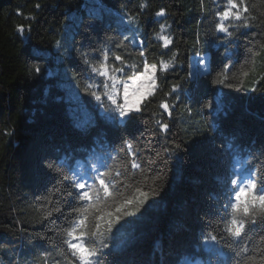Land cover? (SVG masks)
Instances as JSON below:
<instances>
[{"label":"trees","instance_id":"1","mask_svg":"<svg viewBox=\"0 0 264 264\" xmlns=\"http://www.w3.org/2000/svg\"><path fill=\"white\" fill-rule=\"evenodd\" d=\"M142 2L148 4L143 11L139 9ZM217 2L223 10L227 0ZM205 6L211 7L212 0H205ZM162 7L168 13L166 18L155 16ZM259 11H264V6ZM126 15L136 16L138 39L145 41L144 51L153 63L167 51L160 47L162 42L155 33L161 23L171 25L169 32L175 37L180 63L167 73H158L161 91L135 120L120 126L101 115L95 101L82 90L84 81L78 90L70 76L66 77L65 70L71 66L83 67L66 49L80 48L82 43L99 48L108 38L119 39L118 33L127 27ZM26 16H35V20H25ZM20 24H31L26 41L15 31ZM242 32L227 53L224 45L215 47L216 36L223 34L213 33V18L201 9L200 0H0V264L16 260L34 264L45 249L65 264L56 254L64 238L56 230L67 223L60 213L44 220L53 205L42 207L45 197L59 199L65 186L43 173L39 162L44 157L58 158L66 174L78 177L109 154L113 175L122 173L120 179L128 184L129 193L137 186L144 191H162L149 201L151 207L143 217L114 232L108 259L117 264H172L181 255L202 259L200 244L203 237L206 244L212 242L209 233L217 227L219 214L215 210L220 206L216 198L227 186L233 157L239 155L244 160L252 153L250 164H259L255 157L264 152V52L252 63L248 51L249 41L264 43V23L257 21L256 27ZM197 33L199 45L195 43ZM57 40L60 49L55 47ZM138 50V45L126 50L134 62H139ZM207 52L214 56L213 76L221 70L226 55L232 56V87L214 86L210 78L203 80L196 102L182 97L169 119L158 107L160 100L174 83L191 88L185 81L191 57ZM163 58L170 59V53ZM35 66L43 70L39 77L29 71ZM253 87L255 92L250 91ZM217 96L227 111V117L221 115L218 120L216 113L209 114L204 108L207 100ZM186 103H191L190 115ZM158 119L169 123L167 133L160 131L155 123ZM213 122L221 125L222 135L210 132ZM125 140L132 142L133 151L140 150L137 162L142 170H131V158L121 150ZM181 141L189 146L188 151L179 160L172 157L166 166L161 162L164 149ZM229 141L241 150L221 147ZM149 160L156 164H148ZM156 172H162L158 181ZM146 176L149 178L144 179ZM57 187L60 192H54ZM61 206L66 213L67 205L61 202ZM223 227L220 223L219 229ZM44 237H51L52 244ZM220 250L223 258L217 256ZM233 257L234 252L223 242L213 243L202 262L231 264Z\"/></svg>","mask_w":264,"mask_h":264},{"label":"snow or ice","instance_id":"2","mask_svg":"<svg viewBox=\"0 0 264 264\" xmlns=\"http://www.w3.org/2000/svg\"><path fill=\"white\" fill-rule=\"evenodd\" d=\"M200 2L201 9L213 18V33L223 34L216 36L215 47L224 45L226 53L229 46L236 44L239 35L244 34L243 29L256 27L257 21L264 23V11H259L264 6V0H227L223 10H219L221 6L217 0H212V6L207 8L205 0ZM40 7L39 3L35 5L36 9ZM147 7V2L139 5L141 11ZM167 15L163 7L155 12L158 18H166ZM25 20H35V16H26ZM126 25L125 30L118 33L119 39L108 38L103 47L91 48L82 43L80 48L66 49L69 55L74 53L75 59L83 65L66 69V77L70 76L78 90L81 88L80 82L84 81L82 90L95 101V107L101 111V115L120 126H126L135 120L143 112L144 106L151 103L161 91L158 73H167L180 63V52L176 47L175 37L169 32L171 25L161 23L159 31L155 33V38L162 42L160 47L167 50L161 53L158 63L149 62L144 51L145 41L138 39L140 28L136 16L126 15ZM15 31L22 41H26L30 36L25 33L30 34L31 24L17 25ZM195 43L201 44L199 33L195 35ZM136 45L139 46V62L132 61L131 54L126 51L129 46ZM55 47L61 48L59 40L55 42ZM248 51L249 61L254 63L255 58L264 52V43L257 45L249 41ZM169 53L170 59L165 60L163 57ZM198 57V66L194 70L190 66L185 77L191 88L185 89L183 83H174L164 93L165 98L159 102L158 107L169 119L173 116V110L183 102L182 97L189 102H196L195 95L199 92L203 80L210 78V83L214 86L232 87L229 70L234 64L231 55H226L221 70L215 76L213 54L198 53ZM29 71L39 77L43 70L35 66ZM243 75L247 76L248 72ZM250 91L255 92L256 88L253 87ZM204 108L209 114L216 113L217 120L221 115L227 117V111L219 96L214 100H207ZM185 109L190 115L191 103H186ZM155 123L161 132H168L169 123L162 122V119L156 120ZM209 130L223 134L218 122L210 124ZM200 135L203 136V133ZM188 147L181 141L171 148H165L166 155L161 162L167 166L172 157L179 160L180 155L188 151ZM221 147L235 152L241 150L239 145H234L231 141ZM121 150L126 151L131 158V170H142L141 163L137 162L140 150L133 151L131 141L125 140ZM156 156L159 157L160 153L157 152ZM261 157H264V152L255 157L259 164H250L254 154L249 153L244 160H241L239 155L234 156L235 164L230 171L227 186L216 198L217 204L220 205L215 210L219 214L217 227L209 233V237L213 243L220 245L223 242L224 246L234 252L231 264H264V160H261ZM111 159V154L103 159L98 158L90 165V173L80 177L66 174L64 163L58 158L44 157L39 162V169L43 173L53 175L58 185L65 186L64 192H60L59 187L54 189V192H60L59 199L53 201L45 197L46 204L42 205H53L45 213L44 220H48L54 213H60L67 223L66 227L56 230L58 235L62 234L64 237L62 246L56 248V254L65 264H117L116 261L108 259L112 255L110 241L114 232L143 217L147 208L151 207L149 201H154L162 191L157 188L144 191L137 186L134 193H129L128 184L124 179H120L122 173L116 172L113 175L109 164ZM147 163L155 165L156 161L149 160ZM161 175L162 172H156L155 180L158 181ZM61 202L68 207L66 213L62 210ZM129 208L135 210L129 211ZM211 223L209 221V224ZM220 223H223V229H219ZM44 239L52 244L51 237ZM50 258L51 264H61V260L56 259L49 249L43 250L34 264H49ZM13 264L23 262L16 260Z\"/></svg>","mask_w":264,"mask_h":264},{"label":"rangeland","instance_id":"3","mask_svg":"<svg viewBox=\"0 0 264 264\" xmlns=\"http://www.w3.org/2000/svg\"><path fill=\"white\" fill-rule=\"evenodd\" d=\"M193 61H194V60H193ZM191 65H192L193 70L195 69V67L198 66L197 64H196V66H194V63H193V62H191Z\"/></svg>","mask_w":264,"mask_h":264}]
</instances>
